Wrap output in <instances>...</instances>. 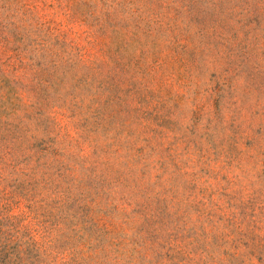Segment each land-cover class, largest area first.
I'll return each instance as SVG.
<instances>
[{"label":"rangeland","instance_id":"1","mask_svg":"<svg viewBox=\"0 0 264 264\" xmlns=\"http://www.w3.org/2000/svg\"><path fill=\"white\" fill-rule=\"evenodd\" d=\"M0 264H264V0H0Z\"/></svg>","mask_w":264,"mask_h":264}]
</instances>
